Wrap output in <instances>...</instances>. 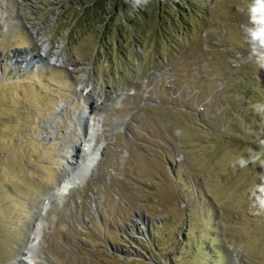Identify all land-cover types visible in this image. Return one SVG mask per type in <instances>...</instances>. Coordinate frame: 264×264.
<instances>
[{"label":"rangeland","instance_id":"374dc122","mask_svg":"<svg viewBox=\"0 0 264 264\" xmlns=\"http://www.w3.org/2000/svg\"><path fill=\"white\" fill-rule=\"evenodd\" d=\"M181 1L108 44L87 0H0V264H264L255 0Z\"/></svg>","mask_w":264,"mask_h":264},{"label":"trees","instance_id":"16d2710c","mask_svg":"<svg viewBox=\"0 0 264 264\" xmlns=\"http://www.w3.org/2000/svg\"><path fill=\"white\" fill-rule=\"evenodd\" d=\"M81 1V0H80ZM90 5L89 7L84 9L80 13L77 18L78 21L81 20L82 26L88 31L94 29L96 26L98 27V33L104 34L103 38H106V42L108 44L111 43L110 38H112V32H105V28L107 30H113L115 28V32L117 33V37H115L114 41H124L126 37H120L125 35L127 32L128 36L132 41L134 40L133 31L137 29L136 21L138 19L148 20V13L146 18V12H151L153 15L159 12L156 15V21L160 19L162 15H164L167 11L163 10L171 8L168 4L167 0H87ZM184 8L190 12L192 11L189 8V2L187 0H182ZM82 4V3H81ZM176 4V3H175ZM73 10V9H69ZM162 11V13L160 12ZM83 13V14H82ZM82 14V15H81ZM182 16V13H179ZM178 14V16H179ZM113 23H119L124 27V31H120V27L118 25L113 27ZM165 22L157 23L153 26V32L155 33V37L162 32L164 29ZM108 26V27H107ZM113 27V29H112ZM151 27V26H150ZM100 28V29H99ZM152 28V27H151ZM114 35V34H113Z\"/></svg>","mask_w":264,"mask_h":264},{"label":"bare ground","instance_id":"6f19581e","mask_svg":"<svg viewBox=\"0 0 264 264\" xmlns=\"http://www.w3.org/2000/svg\"><path fill=\"white\" fill-rule=\"evenodd\" d=\"M43 53L48 54V52H46V50H43ZM50 59L53 60L54 62H57V63H63L64 62L59 51L53 52L51 54ZM85 88H86V86L83 87V89H85ZM82 120H83V123L85 126L84 127V138L82 139L83 141H82L81 146L77 147V149H76L77 150L76 151V157H77V164L80 163L82 170H84L87 173L91 169H94L96 167V164H97V158H96L94 150L92 148V143L89 141V138L94 137V132H95V128L97 127V125H95L93 123L94 121L90 117H87L86 119L83 118ZM71 172H73L72 169L67 171L65 179H63L61 181L60 186L57 189H55V191L49 196V198L52 199V197H54L55 195L61 194L67 190L68 183H66V180L71 177L70 174H73ZM72 176L75 177V174H73ZM47 198L45 201H47ZM33 249H34V244L28 245L25 248V252H23V254H22V258L19 260V263L28 264L27 259H29V255ZM12 264H14V263H12ZM15 264H18V262H15Z\"/></svg>","mask_w":264,"mask_h":264},{"label":"clouds","instance_id":"9594fccd","mask_svg":"<svg viewBox=\"0 0 264 264\" xmlns=\"http://www.w3.org/2000/svg\"><path fill=\"white\" fill-rule=\"evenodd\" d=\"M251 11L253 13L252 20L258 26L253 35L264 37V0H255V6L252 7ZM257 13L260 15H256ZM261 66L264 67V64ZM259 107L264 108V106Z\"/></svg>","mask_w":264,"mask_h":264}]
</instances>
